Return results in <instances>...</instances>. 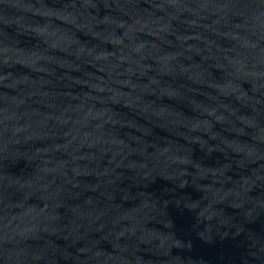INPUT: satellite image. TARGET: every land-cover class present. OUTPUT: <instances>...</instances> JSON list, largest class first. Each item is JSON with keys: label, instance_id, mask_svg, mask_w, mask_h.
I'll use <instances>...</instances> for the list:
<instances>
[{"label": "water", "instance_id": "95a60500", "mask_svg": "<svg viewBox=\"0 0 264 264\" xmlns=\"http://www.w3.org/2000/svg\"><path fill=\"white\" fill-rule=\"evenodd\" d=\"M0 264H264V0H0Z\"/></svg>", "mask_w": 264, "mask_h": 264}]
</instances>
